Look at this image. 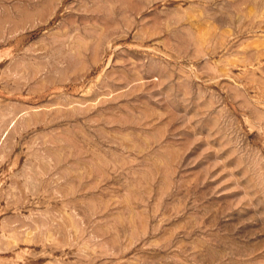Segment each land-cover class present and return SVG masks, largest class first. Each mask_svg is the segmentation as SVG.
<instances>
[{"label": "rangeland", "instance_id": "obj_1", "mask_svg": "<svg viewBox=\"0 0 264 264\" xmlns=\"http://www.w3.org/2000/svg\"><path fill=\"white\" fill-rule=\"evenodd\" d=\"M0 264H264V0H0Z\"/></svg>", "mask_w": 264, "mask_h": 264}]
</instances>
